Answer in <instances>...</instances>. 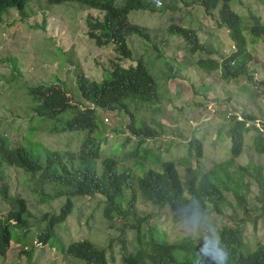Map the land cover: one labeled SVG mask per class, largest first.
I'll return each instance as SVG.
<instances>
[{
	"label": "rangeland",
	"instance_id": "1",
	"mask_svg": "<svg viewBox=\"0 0 264 264\" xmlns=\"http://www.w3.org/2000/svg\"><path fill=\"white\" fill-rule=\"evenodd\" d=\"M152 1L156 3V12H133L129 20L147 28L161 52L156 51L152 43L132 35L128 46L133 52V60H119L112 46L96 47L87 36V21L89 16L98 13L79 3L54 6L49 5L47 0H30L24 17L16 9H11L0 22V135L8 139L12 148L26 147L35 156L46 154V151L78 153L87 133L50 134L53 130H60L73 115L65 114L56 122L42 126L32 112L29 86L53 84L60 80L69 89L74 102L79 103L82 100L76 85L78 74L83 73L87 78L101 82L105 69H111L114 63L128 67L142 59L156 80L162 105L159 102L149 105L131 101L127 106L139 128L147 125L156 129L154 123L164 127L165 131L158 140L148 142L146 147L160 154L153 152L146 156L141 153L133 159L131 153L137 149L138 142L128 132L121 135V131H126L130 117L118 111L100 113L102 122L105 119L108 121L104 122L105 136L100 131L95 133L103 158L117 159L121 162L118 171H124L126 165L133 176L140 178L149 168L162 173V163L177 162L186 157L181 147L189 140H201L203 157L199 161L191 159L196 168L205 173L217 167L224 178L227 170L233 174L236 172V179L244 181L245 177L250 186L245 192L241 185L235 183L237 192L247 194L249 213L245 214L238 206L235 195L226 191V185L220 181L232 206L226 208L225 217L209 215L208 222L218 232L224 226L234 225V221L245 219L247 222L242 229L251 248L255 249L259 244L264 245V216L258 200L259 189L255 178L239 175L243 171L238 167L246 166L252 160L264 167V156H254L256 159L250 156L252 138L248 137L245 154L236 166L230 167V145L225 142L222 152L217 141L228 137L229 118L240 116L239 113L258 117L256 125L261 127L264 123V97L254 91L251 83L245 91L241 89L242 80L227 83L220 72L205 75L198 70L196 61L207 58V52L192 54L191 47L184 40L167 33L171 22L194 29L206 48L220 49L223 54L229 55L235 50V45L229 31L218 26L215 18L205 14L202 7L187 6L181 0ZM232 7L242 16L246 26L252 27L256 23L255 17L264 24V0H234ZM250 41L256 43L251 46L254 48L252 67L257 72L255 77L264 80V38H250ZM170 75L173 77H168ZM223 125H226V130ZM221 126V131H218ZM218 132L221 136L216 137ZM179 135L182 137H177ZM161 144H170L168 154L163 152L165 148L163 151L159 149ZM250 173L255 174L252 170ZM4 184L9 186L7 199L1 194ZM37 186V181L29 174L15 168L6 169L4 183L0 180V220L15 209L10 197L24 199L31 213L28 226L11 228L13 241L7 255L0 256V264H85L62 253V242L69 244L83 239L102 247L111 246L114 262L110 264H124V247L127 254H136V231H120L125 223L136 221V218L106 220L102 214L104 203L101 196L75 198V211L69 221L55 228L56 235L48 245L42 244L39 234L47 227V223L41 221L42 216L59 212L66 199H54L51 187L45 190L46 195L35 192ZM142 198H138L137 217L146 219L142 223L145 241H150L154 235L167 243L203 244L207 225L198 224L196 217L183 215L168 206L161 208L144 203ZM255 219H258L256 228L253 224ZM175 257L178 261L195 262L197 253L177 250Z\"/></svg>",
	"mask_w": 264,
	"mask_h": 264
},
{
	"label": "trees",
	"instance_id": "2",
	"mask_svg": "<svg viewBox=\"0 0 264 264\" xmlns=\"http://www.w3.org/2000/svg\"><path fill=\"white\" fill-rule=\"evenodd\" d=\"M29 1L0 0V22L11 9H16L23 17L26 16ZM181 1L187 6L202 7L205 14L216 19L218 26L229 31V37L235 45V50L229 55L223 54L220 49H208L200 43L196 30L171 22L167 27V33L170 36H177L184 40L191 47L192 54L207 52V58L196 61L198 70L208 76L220 72L222 79L227 83L242 80L245 82L241 85L243 90L248 88L250 83L253 84L255 92L263 89L264 80H257L255 77L257 72L252 67L254 48L251 46L256 43L251 42L250 38L263 39L264 24L255 17L256 23L252 27L246 26L242 16L233 10L234 0ZM47 2L54 6L79 3L96 11L98 14H92L88 18L87 36L98 48L112 46L119 55V60H133V52L128 46V39L132 35H138L146 42L152 43L154 49L161 52L158 45L154 43L150 31L129 20L133 12H156V3L152 0H47ZM165 10L162 9V11ZM76 85L82 100L79 103L74 102L69 89L60 80L53 84L29 86L28 91L33 103L34 118L42 126L56 122L63 115L72 113V118L64 122L60 130L49 133L55 135L87 133L78 153L46 151V154L35 156L26 147L12 148L8 139L0 135V180L2 183H4L5 170L15 168L29 174L37 181L38 186L35 192L46 195L45 190L51 187L54 199H66L59 212L42 216L41 221L47 223L46 229L39 234V241L42 244L48 245L56 235L55 228L69 221L75 211L74 199L77 197H103L102 214L106 220L136 218V221L127 222L124 228L120 229L122 232L126 229L136 231L137 252L135 255L127 254L124 247V253H122L124 264H195L190 261H178L175 251H195L198 254L203 245H196L194 242L167 243L156 239L154 235L150 241H145L142 223L146 219L137 217L139 197L144 198H142L144 203L161 208L168 206L173 211L189 217H194L193 213L198 211L197 206L193 204L194 200H198L199 211L205 212L207 216L217 214L225 217V210L231 207L232 203L226 198V193L220 186L222 183L226 185V191L235 195L238 206L243 208L245 214H248L247 194L243 191L237 192V185H241L245 192L248 191L250 186L244 176H251L255 178V183L258 185V200L262 206V216H264V167L253 160L246 166H239L238 169L243 171V174L239 175L244 177V181H238L237 173L233 174L229 170L224 174L226 175L224 178L217 167L202 173L191 161V159L199 161L203 157V142L197 138L189 140L184 145L185 158L177 162L162 163V173L149 168L140 178L133 176L126 165L124 171H118L121 162L117 159L103 158L100 142L95 138V133L100 131L104 133V136L107 133L104 122L100 119V113L104 112L122 111L130 117L126 131L120 133L126 135L128 132L132 139L137 140V149L131 153L133 159L141 153L146 156L152 155L153 152L159 153L157 150L146 147L148 142L158 140L165 131L164 127L155 125L157 128L152 129L145 125L139 128L127 106V103L131 101L149 105H156L159 102L156 80L142 59H138L136 64L128 67L114 63L111 69H105L101 82L80 73L77 76ZM159 103L162 105L161 102ZM239 114L240 116L229 118L227 128L231 154V161L228 163L230 167L236 166L237 161L245 154L248 137L252 138V145L249 148L250 156L253 158L264 156V123L258 127L256 125L259 121L258 117ZM180 135L177 137H182ZM163 148V146L159 147L161 150ZM165 154H168V151ZM250 170L255 174H251ZM1 194L7 199L9 194L7 184L2 186ZM9 199L13 202L15 209L11 210L6 218L0 220L1 257H5L11 247L13 241L11 228L26 227L31 218L24 199L14 197ZM246 222L245 219L234 221V225L224 226L218 231L221 247L228 253L226 264H264V245L259 244L255 249L251 248L242 229V225ZM257 222L258 219L253 221L254 228L257 227ZM158 235L163 236V234ZM62 253L85 264L114 262L111 246L102 247L85 239L72 241L69 244L62 242ZM201 260L202 264H213L207 257H201Z\"/></svg>",
	"mask_w": 264,
	"mask_h": 264
},
{
	"label": "clouds",
	"instance_id": "3",
	"mask_svg": "<svg viewBox=\"0 0 264 264\" xmlns=\"http://www.w3.org/2000/svg\"><path fill=\"white\" fill-rule=\"evenodd\" d=\"M193 204L198 209L197 212L193 213V216L196 217V223L207 225V233L203 237V245L197 254L195 264H202L201 257H207L213 264H226L228 253L221 247L219 233L209 224L207 214L199 211V201L194 200Z\"/></svg>",
	"mask_w": 264,
	"mask_h": 264
},
{
	"label": "crops",
	"instance_id": "4",
	"mask_svg": "<svg viewBox=\"0 0 264 264\" xmlns=\"http://www.w3.org/2000/svg\"><path fill=\"white\" fill-rule=\"evenodd\" d=\"M241 83H242V84H245L244 81L241 82ZM245 91H247V88L245 89ZM225 114H226V112H225ZM225 114H224V115H225ZM154 125H160V124H158V123H154ZM221 128H222V126L220 127V129H219L218 131H221ZM223 129L226 130V127H225L224 125H223ZM226 131H227V130H226ZM198 132H202V131L199 130ZM219 135H221L220 132L217 133L216 137H218ZM227 135H228V133H227ZM133 140H134V139H133ZM134 141L137 142V140H134ZM217 142H218V146H219V148H220V150H221L222 152L225 150V146H224V143H225V142L227 143V145H230L227 136H226L225 139L220 138ZM147 145H148V143H147ZM162 146L165 148V152L168 151V153H169V150L171 149L170 144H161L159 147L162 148ZM181 148H184V146H182ZM162 150H163V149H162ZM184 150H185V149H184ZM226 151H227V150H226ZM229 151H230V148H229ZM163 152H164V151H163ZM230 159H231V158H230Z\"/></svg>",
	"mask_w": 264,
	"mask_h": 264
},
{
	"label": "built area",
	"instance_id": "5",
	"mask_svg": "<svg viewBox=\"0 0 264 264\" xmlns=\"http://www.w3.org/2000/svg\"><path fill=\"white\" fill-rule=\"evenodd\" d=\"M258 93L261 94V96L264 97V88L263 89H259ZM104 122L107 123L108 121L105 119Z\"/></svg>",
	"mask_w": 264,
	"mask_h": 264
}]
</instances>
